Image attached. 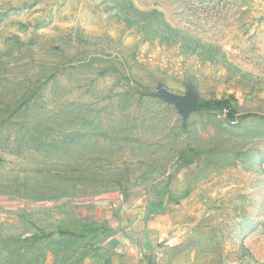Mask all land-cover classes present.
I'll return each instance as SVG.
<instances>
[{
	"label": "rangeland",
	"instance_id": "rangeland-1",
	"mask_svg": "<svg viewBox=\"0 0 264 264\" xmlns=\"http://www.w3.org/2000/svg\"><path fill=\"white\" fill-rule=\"evenodd\" d=\"M114 203L153 264H264V0H0V264H85Z\"/></svg>",
	"mask_w": 264,
	"mask_h": 264
},
{
	"label": "crops",
	"instance_id": "crops-1",
	"mask_svg": "<svg viewBox=\"0 0 264 264\" xmlns=\"http://www.w3.org/2000/svg\"><path fill=\"white\" fill-rule=\"evenodd\" d=\"M86 215L100 223L94 241L85 240L81 252L85 264H153L143 245L133 236L138 216L133 210L118 211L114 204L87 207Z\"/></svg>",
	"mask_w": 264,
	"mask_h": 264
},
{
	"label": "water",
	"instance_id": "water-1",
	"mask_svg": "<svg viewBox=\"0 0 264 264\" xmlns=\"http://www.w3.org/2000/svg\"><path fill=\"white\" fill-rule=\"evenodd\" d=\"M160 96L172 102L186 119L190 114L199 111L200 99L196 92L188 90L185 96L170 94L166 89H162Z\"/></svg>",
	"mask_w": 264,
	"mask_h": 264
},
{
	"label": "trees",
	"instance_id": "trees-1",
	"mask_svg": "<svg viewBox=\"0 0 264 264\" xmlns=\"http://www.w3.org/2000/svg\"><path fill=\"white\" fill-rule=\"evenodd\" d=\"M220 109H224L228 111V118L230 120H233L235 118V115L237 113V108L235 105V100L233 99L226 101H221V100H213L206 102L200 101L199 111L201 110L215 111Z\"/></svg>",
	"mask_w": 264,
	"mask_h": 264
},
{
	"label": "built area",
	"instance_id": "built-area-1",
	"mask_svg": "<svg viewBox=\"0 0 264 264\" xmlns=\"http://www.w3.org/2000/svg\"><path fill=\"white\" fill-rule=\"evenodd\" d=\"M114 206H116V203H114Z\"/></svg>",
	"mask_w": 264,
	"mask_h": 264
}]
</instances>
